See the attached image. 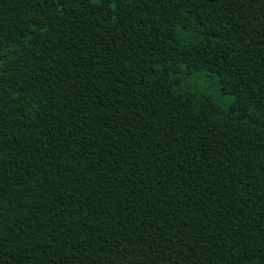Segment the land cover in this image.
Here are the masks:
<instances>
[{"label":"trees","instance_id":"16d2710c","mask_svg":"<svg viewBox=\"0 0 264 264\" xmlns=\"http://www.w3.org/2000/svg\"><path fill=\"white\" fill-rule=\"evenodd\" d=\"M0 264H264V0H0Z\"/></svg>","mask_w":264,"mask_h":264},{"label":"snow or ice","instance_id":"6c2138e0","mask_svg":"<svg viewBox=\"0 0 264 264\" xmlns=\"http://www.w3.org/2000/svg\"><path fill=\"white\" fill-rule=\"evenodd\" d=\"M94 2L98 4V3H100V0H94ZM65 3L70 5L71 4V0H65Z\"/></svg>","mask_w":264,"mask_h":264}]
</instances>
